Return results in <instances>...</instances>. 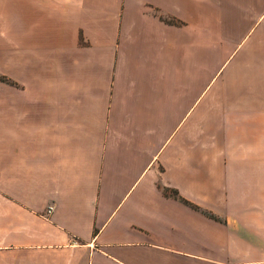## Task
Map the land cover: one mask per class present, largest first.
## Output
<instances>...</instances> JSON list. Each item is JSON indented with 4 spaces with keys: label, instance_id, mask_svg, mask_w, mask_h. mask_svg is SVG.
I'll list each match as a JSON object with an SVG mask.
<instances>
[{
    "label": "crops",
    "instance_id": "0c3cea01",
    "mask_svg": "<svg viewBox=\"0 0 264 264\" xmlns=\"http://www.w3.org/2000/svg\"><path fill=\"white\" fill-rule=\"evenodd\" d=\"M0 264H264V0H0Z\"/></svg>",
    "mask_w": 264,
    "mask_h": 264
},
{
    "label": "built area",
    "instance_id": "2783aa9c",
    "mask_svg": "<svg viewBox=\"0 0 264 264\" xmlns=\"http://www.w3.org/2000/svg\"><path fill=\"white\" fill-rule=\"evenodd\" d=\"M51 211H52V207L49 206V207L46 209V211H45V215H46V216L49 215V214L51 213Z\"/></svg>",
    "mask_w": 264,
    "mask_h": 264
},
{
    "label": "trees",
    "instance_id": "16d2710c",
    "mask_svg": "<svg viewBox=\"0 0 264 264\" xmlns=\"http://www.w3.org/2000/svg\"><path fill=\"white\" fill-rule=\"evenodd\" d=\"M170 22H172L173 23V21H170ZM182 203H184V204H187L185 201H183V200H181V199H179Z\"/></svg>",
    "mask_w": 264,
    "mask_h": 264
}]
</instances>
